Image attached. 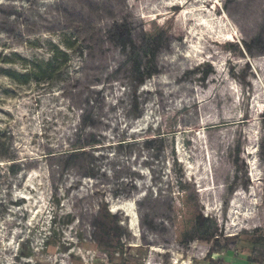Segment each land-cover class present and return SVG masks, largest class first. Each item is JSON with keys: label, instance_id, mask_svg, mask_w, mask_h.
I'll return each mask as SVG.
<instances>
[{"label": "rangeland", "instance_id": "rangeland-1", "mask_svg": "<svg viewBox=\"0 0 264 264\" xmlns=\"http://www.w3.org/2000/svg\"><path fill=\"white\" fill-rule=\"evenodd\" d=\"M263 139L264 0H0V264H264ZM199 213L221 232L188 244Z\"/></svg>", "mask_w": 264, "mask_h": 264}, {"label": "trees", "instance_id": "trees-1", "mask_svg": "<svg viewBox=\"0 0 264 264\" xmlns=\"http://www.w3.org/2000/svg\"><path fill=\"white\" fill-rule=\"evenodd\" d=\"M73 43L72 42H66L64 43V50H60L58 47L51 52V59L45 64V65H39L37 66H31L27 65L26 68L28 71L20 76L22 79L23 85H29L32 82L37 81H48L53 82L57 75H59L60 71L68 64L69 62V54L67 52L73 51ZM133 47V44H132ZM246 47V45L244 46ZM134 53V50H133ZM135 66H137L136 71L138 75H141V67L135 63ZM211 73V70H206L203 72H200V81L205 82L207 78L209 77ZM6 75L8 78L14 79L13 74H11V71L8 70L6 72ZM140 83H143V79L140 80ZM197 101L194 103L196 104ZM87 122H91V118H86ZM91 140L87 142V147H95L96 145H99V141L96 140L95 136H92L90 138ZM264 142V139H263ZM153 141L148 142L147 144H152ZM86 146L80 147L76 151V153H81L80 155H84L86 153ZM174 154V166L175 171L177 175L179 176V185L181 189H183L182 184V170L180 166L177 163L175 152ZM75 156V155H72ZM262 156L264 158V144L262 148ZM18 166L13 164L10 169L12 172H16L18 170ZM93 239L94 242L97 244L98 247H100L105 254L109 257V259H113V257L117 254H123L125 250V244L122 242L123 238V230L122 227L119 224V221L116 219L115 216H113L107 207L100 208L97 216L93 220ZM221 232V229L219 228L216 221H214L211 218L204 217L202 214H196L191 221V227L187 229L183 234V239L186 241V243H190L194 240H216L217 236H219V233ZM256 234H261V231H256ZM259 239L256 240V242L260 245L264 246V238L261 236L258 237ZM212 253L210 252L207 256V261L209 264H213L214 261L212 260Z\"/></svg>", "mask_w": 264, "mask_h": 264}]
</instances>
